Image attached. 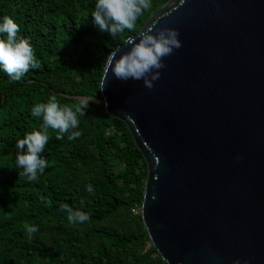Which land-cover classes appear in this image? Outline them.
Masks as SVG:
<instances>
[{
  "label": "water",
  "instance_id": "obj_1",
  "mask_svg": "<svg viewBox=\"0 0 264 264\" xmlns=\"http://www.w3.org/2000/svg\"><path fill=\"white\" fill-rule=\"evenodd\" d=\"M152 26L182 41L154 87L101 80L148 165L150 244L168 264H264V0H169L113 52Z\"/></svg>",
  "mask_w": 264,
  "mask_h": 264
},
{
  "label": "trees",
  "instance_id": "obj_2",
  "mask_svg": "<svg viewBox=\"0 0 264 264\" xmlns=\"http://www.w3.org/2000/svg\"><path fill=\"white\" fill-rule=\"evenodd\" d=\"M168 1L152 0L135 32L113 38L92 24L95 0H0V17L18 23L39 63L20 81L0 72V264H168L150 244L140 213L146 159L128 125L101 100L107 57ZM51 96L61 106L93 100L71 130L79 133L74 139L48 130L41 153L48 167L29 180L15 169V144L40 129L31 109ZM69 208L90 219L70 225ZM26 225L39 231L29 237Z\"/></svg>",
  "mask_w": 264,
  "mask_h": 264
},
{
  "label": "clouds",
  "instance_id": "obj_3",
  "mask_svg": "<svg viewBox=\"0 0 264 264\" xmlns=\"http://www.w3.org/2000/svg\"><path fill=\"white\" fill-rule=\"evenodd\" d=\"M152 8V0H95L90 13L92 24L101 32H108L113 38L125 31L135 32L141 16ZM19 25L10 16L0 17V72L12 81H20L30 69H37L39 63L30 42L18 36ZM180 33L176 28L152 26L127 41V51L119 56L120 50L107 57L103 67V78L109 72L122 81H143V85L151 89L154 82L161 76V69L165 68L164 58L171 55L182 46ZM90 101L81 98L73 106H61L55 96H51L44 103L35 104L31 109V116L41 118L39 130L25 133L15 144V169L20 175L29 180H36L48 167V161L41 155L49 141L48 130L57 131L61 139L64 133H69L68 139H74L78 132L71 130L79 126V117L85 114ZM104 107L107 108L105 102ZM91 193L92 185H86ZM67 222L70 225H82L90 217L80 210L67 209ZM26 234L31 237L39 231L37 225H26ZM236 264H239L237 261Z\"/></svg>",
  "mask_w": 264,
  "mask_h": 264
}]
</instances>
